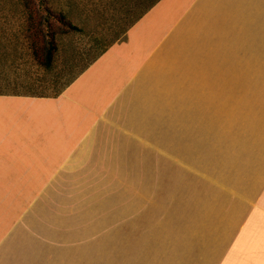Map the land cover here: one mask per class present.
Wrapping results in <instances>:
<instances>
[{"label": "crops", "instance_id": "0c3cea01", "mask_svg": "<svg viewBox=\"0 0 264 264\" xmlns=\"http://www.w3.org/2000/svg\"><path fill=\"white\" fill-rule=\"evenodd\" d=\"M0 264H264V0H161L0 95Z\"/></svg>", "mask_w": 264, "mask_h": 264}, {"label": "rangeland", "instance_id": "374dc122", "mask_svg": "<svg viewBox=\"0 0 264 264\" xmlns=\"http://www.w3.org/2000/svg\"><path fill=\"white\" fill-rule=\"evenodd\" d=\"M16 1L0 0V21L7 15L12 21L10 25H15L13 33L17 32L18 25L17 11L13 7ZM51 1L55 7L68 13L81 31L61 40L53 71L39 68L28 57L19 59L22 65L20 81L23 83L17 87H1V92L53 97L63 91L73 78H77L83 69L94 62L97 53L116 38L133 15L130 13L138 9L140 0ZM126 36L120 37L116 43L124 41ZM14 78L12 75V80Z\"/></svg>", "mask_w": 264, "mask_h": 264}, {"label": "trees", "instance_id": "16d2710c", "mask_svg": "<svg viewBox=\"0 0 264 264\" xmlns=\"http://www.w3.org/2000/svg\"><path fill=\"white\" fill-rule=\"evenodd\" d=\"M161 0H140L138 9L132 11L129 21L116 38L103 47L97 53L94 62L97 61L120 37L126 35L129 30ZM17 11L18 25L15 33L12 32L15 25L6 15L0 21V88L17 87L22 81V65L18 60L26 57L46 71H53L54 63L60 52L61 40L81 31L74 23L72 17L63 9L53 5L51 0H17L13 3ZM141 9V11H138ZM13 39H15L13 41ZM17 47V48H16ZM93 62V63H94ZM92 62L86 69L93 64ZM83 69L82 73L86 70ZM13 72V74H12ZM81 73V74H82ZM14 75V80H12ZM70 81L65 89L75 80ZM1 90V89H0ZM63 90V89H62ZM64 91V90H63ZM58 92L54 97L60 95ZM0 95H26L19 93H3ZM46 97V96H37Z\"/></svg>", "mask_w": 264, "mask_h": 264}]
</instances>
